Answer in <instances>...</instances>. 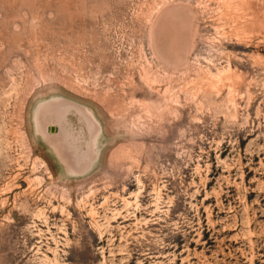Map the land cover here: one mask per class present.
Masks as SVG:
<instances>
[{
	"label": "rangeland",
	"instance_id": "1",
	"mask_svg": "<svg viewBox=\"0 0 264 264\" xmlns=\"http://www.w3.org/2000/svg\"><path fill=\"white\" fill-rule=\"evenodd\" d=\"M230 2L0 0V264H264V0Z\"/></svg>",
	"mask_w": 264,
	"mask_h": 264
},
{
	"label": "water",
	"instance_id": "2",
	"mask_svg": "<svg viewBox=\"0 0 264 264\" xmlns=\"http://www.w3.org/2000/svg\"><path fill=\"white\" fill-rule=\"evenodd\" d=\"M53 98H56L55 99V102H68V103H71V104H73L74 106H76V107H78L80 110H81V112L83 113V115H85V120L92 126L91 127V130L94 132V133H98L99 132V134H98V137H97V140H98V138H99V136H100V127H99V123L97 122V120L94 118V116H93V114H92V112L89 110V109H87L86 107H84V106H82V105H79V104H77V103H75V102H73V101H70V100H67V99H64V98H62V97H51V99H53ZM48 100H50V99H48ZM34 115H35V112H34ZM97 123V124H96ZM53 124V123H52ZM55 129H56V133L54 134V133H52V134H49V133H45L46 135H50V136H55V135H58V133H59V129H58V127L55 125V124H53L52 125ZM42 133H43V131H42ZM97 146H98V141H97ZM49 148L53 151V149L49 146ZM89 151H90V154H91V162H90V165L88 166V167H81V168H79V169H76L77 171H73V172H66L68 175H70V176H80V175H83V174H85L86 172H87V170L90 168V166H92L93 164H94V162H95V160H96V158H97V155H98V153L96 154V156L94 157L93 155V151H91L90 149H89ZM54 152V151H53ZM55 159H56V161H57V164L59 165V168L62 170V169H64L63 168V165H62V163H60L59 161H58V159L56 158V156H55ZM61 165V166H60Z\"/></svg>",
	"mask_w": 264,
	"mask_h": 264
},
{
	"label": "bare ground",
	"instance_id": "3",
	"mask_svg": "<svg viewBox=\"0 0 264 264\" xmlns=\"http://www.w3.org/2000/svg\"><path fill=\"white\" fill-rule=\"evenodd\" d=\"M233 2V4H243V3H245L247 0H229V2ZM230 2V3H231ZM248 4V3H247ZM244 6V5H243ZM232 7V6H231ZM235 7V6H234ZM240 7V6H239ZM236 8V7H235ZM249 8V7H248ZM245 10V9H244ZM246 11V10H245ZM236 12V11H235ZM75 125H76V123H75V121L74 120H70L69 121V124L67 125V127L66 128H64V129H62V131L63 130H65V131H67V132H69V131H72L73 129H74V127H75ZM67 137V136H66Z\"/></svg>",
	"mask_w": 264,
	"mask_h": 264
}]
</instances>
